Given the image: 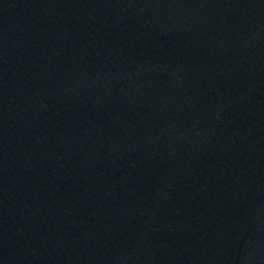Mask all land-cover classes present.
Instances as JSON below:
<instances>
[{
	"label": "water",
	"instance_id": "1",
	"mask_svg": "<svg viewBox=\"0 0 264 264\" xmlns=\"http://www.w3.org/2000/svg\"><path fill=\"white\" fill-rule=\"evenodd\" d=\"M0 264H264V0H0Z\"/></svg>",
	"mask_w": 264,
	"mask_h": 264
}]
</instances>
